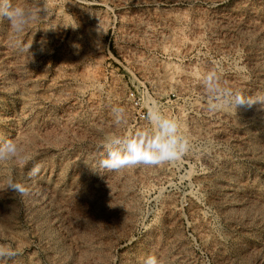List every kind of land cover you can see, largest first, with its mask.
Segmentation results:
<instances>
[{"label": "rangeland", "instance_id": "374dc122", "mask_svg": "<svg viewBox=\"0 0 264 264\" xmlns=\"http://www.w3.org/2000/svg\"><path fill=\"white\" fill-rule=\"evenodd\" d=\"M213 71L264 97V0H51L23 33L0 19V141L28 157L0 162L3 264H264V104L210 112ZM153 105L190 153L94 170L104 137L150 127Z\"/></svg>", "mask_w": 264, "mask_h": 264}, {"label": "clouds", "instance_id": "9594fccd", "mask_svg": "<svg viewBox=\"0 0 264 264\" xmlns=\"http://www.w3.org/2000/svg\"><path fill=\"white\" fill-rule=\"evenodd\" d=\"M50 3L51 0H34L32 6L24 7L14 0H0V19L7 20L12 31L23 33L31 24L48 14ZM100 30L103 32L101 25ZM32 44L33 41L23 43L21 51L30 52ZM41 50L43 51V48ZM203 87L208 95L210 112L226 107L237 109L242 105L251 107L258 103L264 104V97L245 96L223 86L221 77L214 71L206 75ZM112 112L117 126L127 123L123 107H114ZM146 119L150 127L137 129L132 134L105 136L100 145L101 158L92 168L94 170L98 168L102 173L119 172L137 166L159 167L174 164L190 153L191 140L184 134V126L181 122L168 118L155 105L148 108ZM23 152V147L15 140L0 141V162L19 160L23 163L28 159ZM39 171L40 166L36 165L28 176L35 177ZM8 188L23 197L30 194L27 186L12 179L8 180ZM16 254L8 245L0 244V264ZM144 264H163V262L156 256L150 255L144 260Z\"/></svg>", "mask_w": 264, "mask_h": 264}, {"label": "built area", "instance_id": "2783aa9c", "mask_svg": "<svg viewBox=\"0 0 264 264\" xmlns=\"http://www.w3.org/2000/svg\"><path fill=\"white\" fill-rule=\"evenodd\" d=\"M135 106L139 107L140 103L138 101H135ZM139 118L141 120L145 119L146 118V113L145 112L139 113Z\"/></svg>", "mask_w": 264, "mask_h": 264}]
</instances>
